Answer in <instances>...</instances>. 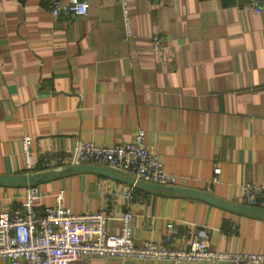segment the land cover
<instances>
[{
  "label": "crops",
  "instance_id": "crops-1",
  "mask_svg": "<svg viewBox=\"0 0 264 264\" xmlns=\"http://www.w3.org/2000/svg\"><path fill=\"white\" fill-rule=\"evenodd\" d=\"M89 3L86 16L55 17L49 0H0V176L25 173L26 134L41 153L77 140L129 142L142 128L178 187L243 205V185L264 184V9L249 11L248 0H127L128 35L120 1ZM28 184L0 182V209L19 206ZM37 186V211L63 192L75 212L105 210L113 233L132 211L139 244L172 235L186 247L201 237L214 251L264 253V215L140 186L127 201L131 183L96 171ZM70 264L174 263L91 256Z\"/></svg>",
  "mask_w": 264,
  "mask_h": 264
},
{
  "label": "built area",
  "instance_id": "built-area-1",
  "mask_svg": "<svg viewBox=\"0 0 264 264\" xmlns=\"http://www.w3.org/2000/svg\"><path fill=\"white\" fill-rule=\"evenodd\" d=\"M123 6L127 34H131V16L127 0H118ZM55 17H80L89 13V0H49ZM264 9V0H248V10ZM154 49L161 50L165 40L153 37ZM33 138L26 134L21 139L23 169L25 173L53 172L83 164L110 167L117 172L130 174L146 183L177 186L178 177L167 172L163 162L147 144L146 131L138 129L129 142L99 144L77 140L74 147L64 151L33 149ZM215 172H221L220 167ZM131 184L124 191L130 201L134 195ZM41 195L38 186L28 184L21 204L0 209V258L8 264H70L91 257L121 258L130 260H166L174 264L207 262L218 264H264V253L244 251L218 252L211 250L207 240L194 238L186 247L178 245L172 235L164 242L148 241L139 244L134 239V213L124 212L119 233L109 230L113 218L105 210L75 212L64 204L63 192L55 197V204L37 211L35 202ZM243 205L264 209V184L247 182L243 185ZM237 229L230 225L231 233Z\"/></svg>",
  "mask_w": 264,
  "mask_h": 264
},
{
  "label": "water",
  "instance_id": "water-1",
  "mask_svg": "<svg viewBox=\"0 0 264 264\" xmlns=\"http://www.w3.org/2000/svg\"><path fill=\"white\" fill-rule=\"evenodd\" d=\"M72 170L73 171L74 170L96 171V172H100L104 175H107V176H110L116 179L127 181L136 186L145 187L149 189H165V190H173L177 192L187 193V194H190V195L202 198V199H206L215 204L228 207V208H232L234 210L242 211L245 213H254V214L264 215L263 208L250 207L246 205H232V204L224 203L223 201L216 199L210 195H207V194H204L198 191L181 188L178 186H164V185L146 183L140 180H136L133 177H128L124 175L123 173L117 172L116 170L110 167H106V166L83 164V165H78L75 167L63 168V169L58 170L57 172H52V173L43 171V172H37V173H24L22 175H15V176H0V182L1 183L27 182L29 184L37 185L38 183H41L44 180L55 178L64 172L72 171Z\"/></svg>",
  "mask_w": 264,
  "mask_h": 264
}]
</instances>
